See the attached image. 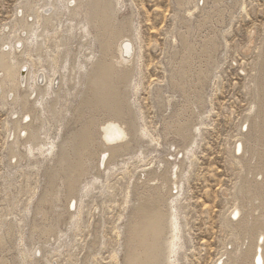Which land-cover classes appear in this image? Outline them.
I'll return each instance as SVG.
<instances>
[{"label": "rangeland", "instance_id": "rangeland-1", "mask_svg": "<svg viewBox=\"0 0 264 264\" xmlns=\"http://www.w3.org/2000/svg\"><path fill=\"white\" fill-rule=\"evenodd\" d=\"M96 2L110 15L114 29L127 24L136 47L129 75L114 85L116 101L108 105L91 91V84L104 63L115 59L103 51L102 31L90 20V0H71L73 6L64 12L67 15L61 22L63 31L48 42L50 53L43 41L61 18L57 17L60 2L53 0L39 10L42 0H0V67L8 62L17 74L13 84L5 78L4 90L13 88L14 83L18 88L9 93V104L0 101V257L7 264H124L126 227L138 204L136 187L161 162L162 169L183 163L182 191L170 193L179 202L183 246L178 264H227L229 255L238 256L246 248L238 240L231 212L241 202L248 178L243 158L248 155L237 156L234 149L252 132V125L246 130L245 119L257 113L254 104L264 57V0H239L240 6L228 0L231 11L224 14V23L217 24L215 17L201 31L212 0H187L183 6L177 0ZM83 18L90 22L93 37L83 39L76 32H64ZM39 21L42 38L32 52L41 61L31 69L42 75V87L44 76L57 78V97L46 98L42 116L32 123V130L22 113L34 105L37 94L33 91H39L20 85L19 73L23 64L26 72L30 69L24 55L30 48V30ZM187 21L194 52L182 68L181 40ZM210 37L221 44L216 54L218 69L212 73L198 58L202 43ZM15 41L22 44L20 49L10 47ZM52 57L57 60L59 75L52 72ZM66 65L67 70L62 71ZM206 71L211 73L208 80L198 84V72L206 76ZM179 73L185 74L180 77L182 83ZM3 76L0 69V79ZM98 103L101 107L94 108L92 104ZM120 112L131 132L122 144L128 151L122 156L111 155L105 167L99 166V137L87 139L85 123L93 120L100 124ZM187 120L193 127L201 123V133L195 156L185 159L174 144L178 141L173 130ZM25 127L30 129L26 134ZM45 133L56 146L53 154L46 158L36 152L33 159L21 161L23 143L43 140ZM76 177L80 178L76 185L80 190L94 178L99 180L87 189L88 197H78L77 208L70 211L68 185ZM53 192L51 215L48 220H38L37 212ZM27 208L32 211L29 215ZM51 224L62 233L57 241L45 243L42 228ZM9 226L11 235L7 234ZM168 241L165 228L156 244L158 257L148 264H167ZM35 246H40L41 252L35 253Z\"/></svg>", "mask_w": 264, "mask_h": 264}, {"label": "bare ground", "instance_id": "bare-ground-1", "mask_svg": "<svg viewBox=\"0 0 264 264\" xmlns=\"http://www.w3.org/2000/svg\"><path fill=\"white\" fill-rule=\"evenodd\" d=\"M42 1L43 5L38 4L39 10L49 6L53 0ZM58 1L60 2L61 7L58 8L59 13L57 17L61 18L58 20L55 30L53 29V31H47L46 37L43 41V45H45L47 53H50L48 51V42L55 38L59 32L63 31L62 27L64 26H61V22L67 15L64 14V12L69 10L74 3L73 2L71 4V0ZM120 1L121 0H117V3ZM186 1L187 0H177V3L183 6ZM227 1L228 0H212V4L207 15L203 19V24L200 25L199 31H201V29L204 28L208 22L214 20L215 17H217V24L224 23V14L228 11H231V8H227ZM234 1L237 2L236 5L240 6V3H238L239 0ZM90 2V4H92V7H90V20L92 22H96L102 31L101 45L103 51L106 55L115 59V62L104 63L100 71L97 72V75L91 84V91L100 96L103 99V102H105V105H108L109 103L116 101L114 96V85L125 80L127 75H129L128 66L135 56L136 47L128 35V26L126 23L123 24L122 27H119V29H114L110 15L102 11V8L99 6V3L96 2V0H90ZM40 18L41 15L38 14L37 20ZM39 23L40 21L37 23L36 27L30 30V36L27 40L30 48L27 49L24 55V60L30 65V69H28L26 72L27 67H24L23 64L20 68L22 73H19L20 85H27L30 90H33L37 87L36 89L39 91H33L34 94H37L35 97V103L34 105L27 108V111L22 113L23 120H27V122L31 123L29 128L32 130L34 128L32 127V123L39 120L42 116V111L44 110L43 105L46 98L52 97L53 99V97H55L57 94L55 89V82L57 79L56 77H53L54 79L52 80H48L44 76L43 83H45V86L42 87L43 84L41 85L40 82V80L43 78L42 75L37 76L32 70L36 64L41 61V59L37 58V56L32 52L35 45H37L40 38H42L40 35H38ZM89 23L90 22H88L87 19L83 18V20L78 23V26H70V28H67L64 32H76V36H82L83 39H87L88 36L92 35V31L89 28ZM184 23L187 28V32L186 35H182L181 40L185 57L184 61L181 62L182 68L185 67L186 64L190 63V58L194 52V47L189 44L191 24L189 21ZM51 32H53V34ZM17 44L18 41H15L14 43H11L10 47L13 49H20L19 47L22 44H19V46ZM220 47L221 44L216 37H210L201 45V50L198 54L199 62L200 64L205 62L207 64L206 70L211 73L218 69L219 62L216 54ZM52 62V72H54L53 74L59 75L60 72L57 71L59 67L56 58L52 57ZM28 64L27 66H29ZM260 66L261 73L257 80L256 88V105L254 104L255 108H257V113L255 116L253 115V117L249 116L246 118L244 122L246 124V130L248 126L250 127V125H252L253 129L251 134L249 133V137L246 139V141L244 140L245 143L244 141L242 143L238 142L234 149V153L237 156L243 155L244 157L246 153L248 155L247 157L243 158L246 160L245 164L248 178L246 180L245 188L240 193L241 202L233 209V212H231L232 220L236 221L235 229L238 233V236L240 237L238 240L241 242V247L245 246L246 248L244 249V252L238 254V256L229 255L227 258V264H264V195L262 194V191H264V57L261 60ZM14 68L15 67L10 68L8 62H5L0 67L4 73V76L0 79V101H4L3 103L6 104H9L10 102L9 93L14 92L13 89H18L15 88L16 84L14 83L13 88L4 90L5 84H7V80H5L7 76L10 83L13 84V81H15L17 74ZM61 70H67V65L64 66V68H61ZM211 73H207L208 75L205 76V72H198V84L201 83V80H208V76H210ZM182 75L185 74H178L181 83L182 79L180 77H182ZM51 77L52 76L50 75V78ZM130 82L132 83L133 79L132 81L130 80ZM181 91H183L182 87ZM92 105L93 107L95 106L94 108L96 109L101 107V104L99 103ZM121 114L122 113L120 112L118 115L116 114V116H109L105 118L100 124L93 120L85 123V133L88 137L87 139H94L95 135L99 137V166L105 167L111 155L122 156L128 151V149H126L127 146L123 148L122 144L127 141L128 137L131 135V132L129 131L128 124H126L124 122L125 120L121 118ZM189 121L190 120H187L186 123L179 125L176 130H173V136H176V142L178 141L177 144H174L184 153L183 155L185 159L194 155L195 147L198 144V137L201 133V129L198 127L201 123L193 127ZM30 129L25 127L22 130H24V134H26ZM42 129H44V126L39 128V130ZM141 131L144 134L146 133L145 129H142ZM245 145L248 147L247 150H245ZM23 147L24 151L20 153L21 161H26L28 159L30 160V158L33 159V156L36 152L42 157L45 155L50 157L53 154V151L55 150L54 148L56 146L54 147V142L48 137V134L45 133L43 140L40 139L39 141H31L28 139L23 143ZM140 155L143 156L144 154L141 153ZM12 156L16 155L12 154ZM178 164L179 165L177 166L176 163H172L170 166H166L164 169H162V163L159 162V168L155 170L154 173H152V175L147 178V180L142 181L139 185H137L136 196L138 204L134 208L131 222L126 227L124 264H148V262L157 258L158 255L156 247L158 245L156 244L161 238L162 232L165 228L169 230V241L165 251L166 253H164L167 256V264H178V252L183 246L179 209L177 207L179 202L177 197H175L173 194H170L171 191L174 190L178 191V194L182 191L184 178H182L181 174H183V163ZM260 176L261 181L257 180V177L260 178ZM79 179V177L74 178L68 185L69 197L66 202L68 210L70 211L77 208L78 197L81 200L82 198L86 197L87 194H89L87 189L89 187L92 188L94 183L99 180L98 178H94L90 184H87L83 187V190H80L76 189L77 181H79ZM54 192L50 193V198L45 201L47 205H44V207H42V209L37 212L38 220H48L49 216L51 215L53 204L52 200L54 194L56 193ZM28 207L30 208V205ZM29 208L26 209V212H28L27 215L32 212ZM42 229V235L44 237L43 242L45 243H48L52 240L57 241L56 238H60L62 233L56 231L55 226L52 224L44 226ZM12 232V226H9L7 234L11 235ZM1 240L2 239L0 238V244ZM34 250L35 253L38 250L41 252L40 246L34 248ZM6 262L7 261L5 258L0 257V264H7Z\"/></svg>", "mask_w": 264, "mask_h": 264}]
</instances>
